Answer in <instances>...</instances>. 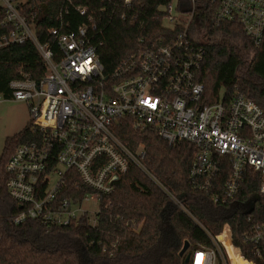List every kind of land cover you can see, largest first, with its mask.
Masks as SVG:
<instances>
[{
	"label": "built area",
	"instance_id": "1",
	"mask_svg": "<svg viewBox=\"0 0 264 264\" xmlns=\"http://www.w3.org/2000/svg\"><path fill=\"white\" fill-rule=\"evenodd\" d=\"M22 2L0 0L4 23L13 25L0 36V48L31 41L48 72L40 80L12 79L9 92L0 91V104L22 101L31 114L26 140L6 163L7 190L21 206L15 223L38 220L48 226H68L87 217L95 224L98 212L91 217L84 201L100 202L103 195L112 194L115 181L131 165L167 192L145 167L143 146L134 151L118 136L116 127L124 120L135 130L154 131L169 144L190 142L196 149L191 183L209 192L215 203L235 199L248 167L260 172L264 194V110L242 94L228 103L203 100L205 87L199 73L206 56L204 39L192 37L189 31L201 14L214 27L240 26L259 47L264 39V0H188L186 12L178 10V1L169 3L164 7L165 26L172 30L180 26L178 34L161 37L111 75L106 74L86 26L71 32L52 28L56 53L38 40L21 14ZM224 167L228 178L217 190ZM71 170L90 189L82 197L77 196L79 189L68 186ZM227 231L235 260L223 241ZM244 239L255 259L235 247L232 229L225 224L214 247L190 252L189 264H264V222L253 221Z\"/></svg>",
	"mask_w": 264,
	"mask_h": 264
},
{
	"label": "trees",
	"instance_id": "2",
	"mask_svg": "<svg viewBox=\"0 0 264 264\" xmlns=\"http://www.w3.org/2000/svg\"><path fill=\"white\" fill-rule=\"evenodd\" d=\"M174 1L179 3L178 10L187 11L188 0H23L20 10L38 40L56 53L52 28L71 32L86 26L106 74L111 75L161 37L178 34L180 26L172 30L164 24V7ZM199 16L189 31L192 37L204 39L206 56L199 73L205 87L203 100L228 103L242 94L264 110V39L257 47L240 26L214 27ZM5 18L0 8V36L13 29L4 23ZM47 72L31 41L0 48V91L5 94L10 80H40ZM29 124L6 139L0 158V264H185V256H180L185 242L190 244L188 252L214 247L225 224L232 229L235 247L246 258L255 259L244 235L253 221L264 222L260 172L248 167L235 199L215 203L209 192L191 183L196 149L190 142L169 144L150 129L135 130L128 120L116 127L118 136L134 151L143 146L145 167L167 192L140 167L131 165L115 181V191L101 197L95 224L87 217L68 226H48L38 220L15 223L21 206L7 190L6 163L26 140ZM228 172L222 169L217 190ZM68 179V186L79 189L78 197L90 191L75 171L69 172ZM223 241L235 260L228 231Z\"/></svg>",
	"mask_w": 264,
	"mask_h": 264
},
{
	"label": "rangeland",
	"instance_id": "3",
	"mask_svg": "<svg viewBox=\"0 0 264 264\" xmlns=\"http://www.w3.org/2000/svg\"><path fill=\"white\" fill-rule=\"evenodd\" d=\"M165 25H168L164 21ZM31 114L28 104L22 101H6L0 104V158L6 145V139L19 133L30 121ZM83 208L95 216L99 209L97 199L87 200Z\"/></svg>",
	"mask_w": 264,
	"mask_h": 264
},
{
	"label": "water",
	"instance_id": "4",
	"mask_svg": "<svg viewBox=\"0 0 264 264\" xmlns=\"http://www.w3.org/2000/svg\"><path fill=\"white\" fill-rule=\"evenodd\" d=\"M189 247H190V244H189L188 241H186L184 246H183V248L180 251V256L181 257L185 256V260H184L185 264H189V260H190V255L191 254H190V252H188Z\"/></svg>",
	"mask_w": 264,
	"mask_h": 264
}]
</instances>
